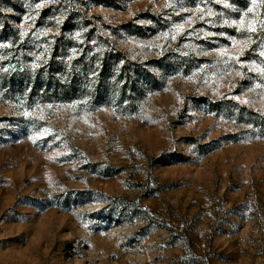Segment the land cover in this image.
Returning <instances> with one entry per match:
<instances>
[{"label": "rangeland", "instance_id": "374dc122", "mask_svg": "<svg viewBox=\"0 0 264 264\" xmlns=\"http://www.w3.org/2000/svg\"><path fill=\"white\" fill-rule=\"evenodd\" d=\"M0 264H264V0H0Z\"/></svg>", "mask_w": 264, "mask_h": 264}, {"label": "snow or ice", "instance_id": "6c2138e0", "mask_svg": "<svg viewBox=\"0 0 264 264\" xmlns=\"http://www.w3.org/2000/svg\"><path fill=\"white\" fill-rule=\"evenodd\" d=\"M202 18V17H201ZM179 27V26H178Z\"/></svg>", "mask_w": 264, "mask_h": 264}]
</instances>
